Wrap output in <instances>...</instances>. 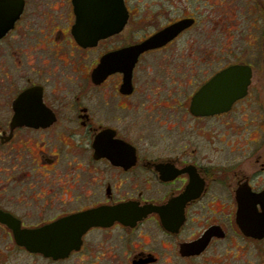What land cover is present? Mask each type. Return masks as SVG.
<instances>
[{
	"label": "flooded vegetation",
	"instance_id": "af4514ba",
	"mask_svg": "<svg viewBox=\"0 0 264 264\" xmlns=\"http://www.w3.org/2000/svg\"><path fill=\"white\" fill-rule=\"evenodd\" d=\"M81 1L0 0V260L264 264V0Z\"/></svg>",
	"mask_w": 264,
	"mask_h": 264
},
{
	"label": "water",
	"instance_id": "95a60500",
	"mask_svg": "<svg viewBox=\"0 0 264 264\" xmlns=\"http://www.w3.org/2000/svg\"><path fill=\"white\" fill-rule=\"evenodd\" d=\"M83 4V0L81 1ZM87 14L86 11L82 14ZM94 24V25H92ZM80 39H90L92 37H101V32L103 30L102 22L90 20L85 18V16L80 18L79 21ZM91 30H96V33L90 34ZM100 30V33H98ZM87 31V32H85ZM165 35L154 38L147 44L139 47V51L145 50V48L154 46L156 40L164 39ZM0 221L9 222L6 217L0 213ZM9 224V223H8ZM17 241L27 247L32 252H41L48 256H53L58 258L65 254L67 250L78 247L79 238L73 237V240L69 243L63 236L57 235V231L54 230H38V231H26V230H15ZM83 233V231H81ZM57 238V239H56Z\"/></svg>",
	"mask_w": 264,
	"mask_h": 264
},
{
	"label": "rangeland",
	"instance_id": "374dc122",
	"mask_svg": "<svg viewBox=\"0 0 264 264\" xmlns=\"http://www.w3.org/2000/svg\"><path fill=\"white\" fill-rule=\"evenodd\" d=\"M6 247V245H3V248ZM27 262H29V260L25 259L22 255L16 253L10 254L8 259L0 260V264H27Z\"/></svg>",
	"mask_w": 264,
	"mask_h": 264
}]
</instances>
